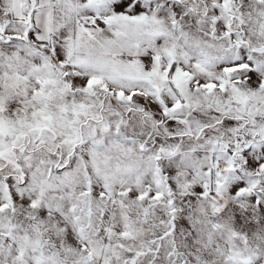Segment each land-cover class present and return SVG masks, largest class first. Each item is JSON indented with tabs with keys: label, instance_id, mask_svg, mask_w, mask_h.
<instances>
[{
	"label": "snow or ice",
	"instance_id": "snow-or-ice-1",
	"mask_svg": "<svg viewBox=\"0 0 264 264\" xmlns=\"http://www.w3.org/2000/svg\"><path fill=\"white\" fill-rule=\"evenodd\" d=\"M0 264H264V0H0Z\"/></svg>",
	"mask_w": 264,
	"mask_h": 264
}]
</instances>
